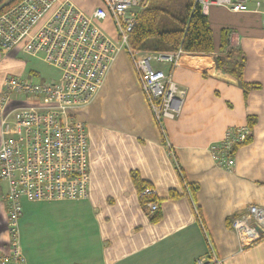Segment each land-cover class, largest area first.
Masks as SVG:
<instances>
[{"label":"crops","instance_id":"obj_1","mask_svg":"<svg viewBox=\"0 0 264 264\" xmlns=\"http://www.w3.org/2000/svg\"><path fill=\"white\" fill-rule=\"evenodd\" d=\"M83 2L74 0L88 13L99 5ZM206 16L214 52L186 54L175 68L184 92L177 119L157 123L130 55L131 62L117 56L94 102L74 113L88 130L89 192L77 200H22L18 246L25 264H195L212 250L224 264H264V240L242 248L230 228L250 206L264 208L262 15L214 6ZM225 29L246 58L244 83L259 86L247 94L216 64ZM2 64L0 92L8 77ZM11 64L23 78L25 64ZM158 68L168 73L172 66ZM244 126L252 135L236 149L235 168H220L212 145ZM133 173L154 190L150 202L142 203ZM6 195L0 189L1 250L11 240ZM152 203L158 212L149 211Z\"/></svg>","mask_w":264,"mask_h":264},{"label":"built area","instance_id":"obj_2","mask_svg":"<svg viewBox=\"0 0 264 264\" xmlns=\"http://www.w3.org/2000/svg\"><path fill=\"white\" fill-rule=\"evenodd\" d=\"M153 0H98L91 12L73 0H0V61L11 53L39 59L58 72V79L36 83L32 78L8 76L0 92V181L5 197L10 241L0 249V264H25L18 246L22 200L60 201L86 198L89 192V136L87 125L74 113L91 105L102 89L117 56L127 50L146 101L159 125L179 117L184 92L173 73L182 50L139 54L129 38L140 13ZM204 15L214 7L262 15L264 0H193ZM251 5L254 8H251ZM110 21L115 37L103 29ZM170 64L166 73L158 65ZM252 135L250 127L227 129L212 145L216 164L235 168V151ZM153 189L143 195L153 196ZM157 203L150 212H158ZM231 230L242 248L264 240V208L250 206L232 219ZM195 264H224L212 250Z\"/></svg>","mask_w":264,"mask_h":264},{"label":"trees","instance_id":"obj_3","mask_svg":"<svg viewBox=\"0 0 264 264\" xmlns=\"http://www.w3.org/2000/svg\"><path fill=\"white\" fill-rule=\"evenodd\" d=\"M231 34L228 29L222 31L216 64L222 71L240 80L247 94L249 90L259 86L244 83L246 58L241 51L233 50ZM129 47L136 53H175L182 50L185 54L209 55L214 52L208 17L194 5L193 0H153L138 16L134 30L130 34ZM132 178L139 193L142 194V203L150 202L151 196L143 195L145 190L150 189L149 186L137 173H133ZM172 197L176 195L173 194ZM156 219L158 217L154 221Z\"/></svg>","mask_w":264,"mask_h":264},{"label":"rangeland","instance_id":"obj_4","mask_svg":"<svg viewBox=\"0 0 264 264\" xmlns=\"http://www.w3.org/2000/svg\"><path fill=\"white\" fill-rule=\"evenodd\" d=\"M79 1L83 2V1H88V0H79ZM162 1H165V0H162ZM112 28H113V25L110 21L106 22L103 25V29L105 30V32L111 38H114L115 34ZM138 53L143 54V55L152 54V52H142V53L138 52ZM124 56L127 61L131 62L127 50L122 51L118 57L121 58ZM14 61L20 62L21 64L20 66H23L25 64L26 72L23 78H32L36 83H40L43 81L45 82L55 81L59 77L58 72L52 69L51 67H49L43 61L39 59L31 58L29 56H26L18 52H15V54L11 53L7 58L0 61L1 63L3 62L2 66H3V73H4L3 76L4 77L7 75L8 76H18L15 73L16 69L11 66L12 65L11 63ZM0 182H2L0 183V189H2V191L6 194L8 192V186L5 182L3 181H0Z\"/></svg>","mask_w":264,"mask_h":264}]
</instances>
